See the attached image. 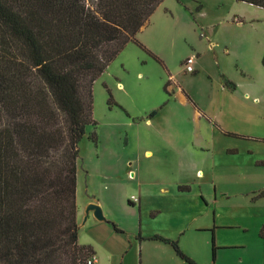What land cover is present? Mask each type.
Masks as SVG:
<instances>
[{
    "label": "rangeland",
    "instance_id": "obj_1",
    "mask_svg": "<svg viewBox=\"0 0 264 264\" xmlns=\"http://www.w3.org/2000/svg\"><path fill=\"white\" fill-rule=\"evenodd\" d=\"M157 11L170 17L167 22L162 19L156 24L160 34H154L153 44H178L183 51L190 47L189 44H243L240 51L249 58H244L246 68L242 67V70L239 67L236 72L247 85L253 84L261 92L258 117L264 120V69L262 60L256 56L264 49V8L236 0H165L154 14ZM200 11L209 13V17ZM138 50L146 60L127 51L125 55L118 56L95 82L93 114L98 125L96 128L88 127L80 143L77 176L79 206L87 210L88 202L97 198L110 203L120 198L122 187L126 194L139 195L142 189L145 192L142 209L144 235L156 233V228L176 235L177 229L171 226L174 218L186 225L196 218L199 224L207 222L211 228L214 225L218 228L216 261L212 256V232H198L193 227L181 238V242L175 239L181 250L196 264H264V240L260 238L264 226V196L261 195L264 192V164L261 162L264 160V146L258 138L227 135L225 131L215 134L219 165L228 166L230 170L218 172V181L227 192L218 191L217 201L211 198L210 204H201V207L196 200H192L190 207L178 201L176 208L167 207L157 223L151 219V209L159 197H163V201L175 202L179 195L170 193L165 197L138 186L140 180L147 181L151 177L149 175L159 169L153 161L155 157L146 156V151L153 149L149 140L188 136L194 132L200 137L209 135L207 131L210 128L207 127V130L205 123L193 120V108L189 103L185 105L176 94L177 87L169 80V69L164 60L156 54L163 61L161 64L144 50ZM192 55H197V52H192ZM124 61L131 62V65L124 67ZM178 66L175 70L181 69L180 85L193 91L199 101L205 103L211 87L210 80L205 76H196V67H188L185 62L181 68ZM118 82L122 87L118 86ZM111 97L112 103L109 102ZM155 109L163 111L160 119L153 127L146 125L145 118ZM180 120L186 125L182 132L177 126ZM251 130L264 133V127L261 129L256 125ZM95 132L97 143L90 139ZM226 148L237 150L229 149L230 153H235L230 154ZM131 168L138 172L136 180L132 181L128 177ZM195 191L192 195L197 194ZM212 194L209 193V197ZM125 206L131 210L130 214L124 210L119 214H125L126 219H139L137 205L131 209L126 202ZM206 213L209 216L205 217ZM125 223L127 232L115 237L123 248L111 250L112 256H108L105 264H188L172 247L165 251L164 245L151 242L145 243L141 256L139 251L132 250L134 234L139 232ZM113 242L111 239L110 243Z\"/></svg>",
    "mask_w": 264,
    "mask_h": 264
},
{
    "label": "trees",
    "instance_id": "obj_2",
    "mask_svg": "<svg viewBox=\"0 0 264 264\" xmlns=\"http://www.w3.org/2000/svg\"><path fill=\"white\" fill-rule=\"evenodd\" d=\"M164 1L0 0V264H86L94 255L79 244L77 204L80 143L98 125L94 85L131 42L163 64L137 34ZM150 239L196 264L178 241ZM216 249L213 239L214 261Z\"/></svg>",
    "mask_w": 264,
    "mask_h": 264
},
{
    "label": "crops",
    "instance_id": "obj_3",
    "mask_svg": "<svg viewBox=\"0 0 264 264\" xmlns=\"http://www.w3.org/2000/svg\"><path fill=\"white\" fill-rule=\"evenodd\" d=\"M200 12H202L201 14L204 16L209 17V13H205L204 11ZM159 13L160 12L157 11L156 14L151 16L148 24L137 34V38L149 50L164 60L169 69V80L171 82L173 81L174 85L177 87L176 94L181 97L185 105L189 103L193 108V120L199 124L205 123V128L207 130L210 128V130L207 131L209 135L205 134L200 137L194 132L192 135L188 136L175 135L170 138H151L149 140L148 143L153 149H148L146 151V156H149L148 158L151 159L155 157L153 161L159 169L155 170V173L152 172L153 175H149L151 177L147 181L140 180L138 186L144 188L146 191L150 189L151 191L165 195V197L170 193L179 195L178 200L175 202L174 200L163 201V197L161 199L159 197V199L155 201V205L151 209V219L155 220L156 223L158 219L165 214L167 207L171 206L176 208L178 206V201H180L179 204L190 207L193 202L192 200H196L197 205L201 207V204H210L209 200L211 198L217 201L218 191L227 192L222 183L218 181V172L219 170L224 172H229L230 170L228 166L219 165L217 154L215 153V134L220 135L222 131H225L240 136L255 137L260 140L259 142L264 140V133L251 130L254 125L261 127V129L264 127V120L258 117L259 93L261 92H259L257 86L253 84L247 85L236 72L239 67L242 70V67L246 68L244 58H249V55L246 56V53L240 51L243 44H189L190 47L184 51L179 49L178 44H153L154 34H160L156 24H159L160 21L162 22V19L167 22V18L170 17L169 14L165 12ZM131 43L126 46L120 55H125L127 51H130L137 54L139 59L142 58L146 60L142 57L140 52H137L139 51L138 49L141 48ZM234 47H236L235 52H233ZM192 52H197V59L194 64V67H196V76H205L211 82V87L206 95L207 100L205 103L199 101L193 91L188 88L185 89L180 85L179 71L181 69H179V71L175 70L178 65H180L178 67L181 68L183 62L186 61L185 58L190 56ZM257 55L258 58L262 60L264 49H262L260 53L258 52L256 56ZM207 62H209V64H207ZM129 65H131V62H123L124 67ZM227 83H229V85ZM168 85H170V83ZM118 86L122 87L121 82H118ZM190 99L196 106L192 104ZM162 113L163 111L160 112V110H157L156 115L153 117L147 116L145 118V124L153 127V125L157 124L156 121L160 119L159 117ZM141 121H143V118ZM177 123L179 130L182 132L184 126H186L185 122L180 120ZM218 129H220L221 132ZM211 134L213 136H211ZM260 144L264 146V141ZM229 149L232 151L237 150L233 148H226L225 150L230 153ZM222 154L224 153L222 152ZM226 155L228 154L226 153ZM261 162L264 164V160ZM137 174L138 172L131 168L128 177L131 181L136 180ZM219 184H221V186H219ZM123 189L122 187L121 190H119L121 194L120 198L114 199L110 203L109 200L105 203L103 198L91 199L88 202L89 204H98L102 208L105 220H98L92 211L87 214L86 210L79 206L77 198L79 244L93 248L94 255L97 257L96 264H105L111 250L119 251L123 248V244L116 241L115 237L116 235L127 232V225H124L125 221L137 228L139 232V234H134L135 244L132 246V250L136 252L139 251L141 256L144 254L145 243L151 242L157 245H164L166 248L162 249L165 251H169L166 249L172 247L160 240H151L149 238L159 235L173 240L179 239V242H181V238L186 236L187 231L193 227L198 232H212L213 256V239L215 240L216 231L218 229L216 225L211 228L207 222L199 224L196 218H193L192 222L186 225L178 218H174L171 222V226L173 229H177L178 233L176 235L162 232L160 228H156V233L144 235L142 229V209L145 204V192L140 189L139 195L135 193L126 194ZM194 190H196V195H192ZM212 192L213 194L209 197L208 194ZM134 196H136L138 201L132 199ZM126 202L131 209H134L136 205L138 206L140 213L139 219H126L125 214H119V211L123 212V210L126 214H130L131 210L125 206ZM207 216H209L208 213L205 214V217ZM114 225L122 230V232L117 231ZM139 235L145 239L140 240ZM111 239L114 240L113 243H110ZM261 239L264 240L263 238ZM127 250L128 247L125 251ZM217 251L218 247L216 249V256ZM111 256L112 255L109 257Z\"/></svg>",
    "mask_w": 264,
    "mask_h": 264
},
{
    "label": "built area",
    "instance_id": "obj_4",
    "mask_svg": "<svg viewBox=\"0 0 264 264\" xmlns=\"http://www.w3.org/2000/svg\"><path fill=\"white\" fill-rule=\"evenodd\" d=\"M196 59H197V56L196 55H192L188 59H186L185 64L188 67H194ZM132 199L135 200V201H138V199L135 196L132 197ZM96 262H97V257L95 255H93V256L88 258L86 264H96Z\"/></svg>",
    "mask_w": 264,
    "mask_h": 264
},
{
    "label": "water",
    "instance_id": "obj_5",
    "mask_svg": "<svg viewBox=\"0 0 264 264\" xmlns=\"http://www.w3.org/2000/svg\"><path fill=\"white\" fill-rule=\"evenodd\" d=\"M93 212L98 220H105L102 208L98 204H90L86 210L87 214Z\"/></svg>",
    "mask_w": 264,
    "mask_h": 264
}]
</instances>
